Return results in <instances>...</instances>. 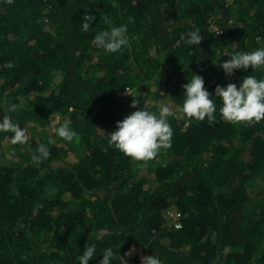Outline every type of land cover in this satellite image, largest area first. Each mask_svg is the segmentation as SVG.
Segmentation results:
<instances>
[{
  "label": "trees",
  "instance_id": "trees-1",
  "mask_svg": "<svg viewBox=\"0 0 264 264\" xmlns=\"http://www.w3.org/2000/svg\"><path fill=\"white\" fill-rule=\"evenodd\" d=\"M120 24L128 45L97 48L95 34ZM194 28L204 38L185 45ZM259 47L264 0H0V119L26 136L15 157L0 153V264H79L86 244L97 250L89 264L108 247L112 264H140L131 248L160 264H264V119L229 122L219 97L212 123L179 111L193 73L213 95L217 84L264 79L219 67ZM133 99L173 113L171 146L147 161L109 142ZM69 121L73 141L56 133ZM12 135L0 132V144ZM40 146L49 155L37 163ZM168 210L180 213L179 229Z\"/></svg>",
  "mask_w": 264,
  "mask_h": 264
},
{
  "label": "clouds",
  "instance_id": "clouds-1",
  "mask_svg": "<svg viewBox=\"0 0 264 264\" xmlns=\"http://www.w3.org/2000/svg\"><path fill=\"white\" fill-rule=\"evenodd\" d=\"M11 3V0H8ZM105 24L110 23L107 16L101 17ZM95 20V14L85 13L80 22L81 30L88 32L91 22ZM127 25L120 24L112 26L108 30H101L93 37V43L97 48H102L106 54L118 53L129 43ZM204 38L199 28L186 33L184 44L189 46L199 45ZM259 39V37L257 38ZM227 55V54H226ZM230 59L220 63L226 77H230L238 70L264 71V47H259L250 52H238L228 55ZM5 68H13L12 61L4 63ZM130 93V92H129ZM184 100L179 107L182 115L196 120L214 122L217 105L213 97H219L221 107L219 112L223 119L233 123H254L264 119V79L256 76H245L239 85L229 82L226 85L217 84L214 95L210 94L205 87V81L199 74L193 73L191 79L183 85ZM138 101L133 99L131 107L135 108L122 120L116 122V130L110 135V143L123 154L137 161H147L157 156L161 149L171 146L173 131L168 123V117L173 115L168 106H161L159 115L154 114L146 108H137ZM15 109V105L12 106ZM0 132H12L10 138L13 143H24L25 131L17 123L10 119H0ZM56 133L65 141H73L78 138V133L70 127V121L57 127ZM38 155L32 159L37 163L49 155L48 149L40 146L36 149ZM95 238L101 240L99 232ZM140 249V248H138ZM97 255L95 245H85L82 254L78 257L79 264H89V261ZM116 253L111 247L105 248L102 252V259L99 264H112ZM141 264H160V260L154 255L142 257Z\"/></svg>",
  "mask_w": 264,
  "mask_h": 264
},
{
  "label": "rangeland",
  "instance_id": "rangeland-1",
  "mask_svg": "<svg viewBox=\"0 0 264 264\" xmlns=\"http://www.w3.org/2000/svg\"><path fill=\"white\" fill-rule=\"evenodd\" d=\"M57 121L55 120L54 123H56ZM48 132H53L54 128L53 125L47 130ZM23 149V146L20 143H3L0 144V153H4V154H8L12 157H15V153L17 152V150L21 151ZM128 256L130 257H138L141 258L146 256V254L143 253L142 249H138V248H131L130 251H128L127 253Z\"/></svg>",
  "mask_w": 264,
  "mask_h": 264
},
{
  "label": "built area",
  "instance_id": "built-area-1",
  "mask_svg": "<svg viewBox=\"0 0 264 264\" xmlns=\"http://www.w3.org/2000/svg\"><path fill=\"white\" fill-rule=\"evenodd\" d=\"M128 93H129V91L125 92L124 94H128ZM166 213H167L168 217L170 218V225H172L176 229H179L181 227V223H180L181 215H180V213L175 211V210H168V211H166ZM138 259L140 260V264H141V258H138Z\"/></svg>",
  "mask_w": 264,
  "mask_h": 264
}]
</instances>
